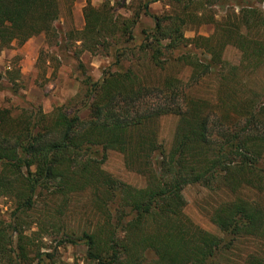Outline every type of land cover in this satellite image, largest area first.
Returning <instances> with one entry per match:
<instances>
[{
	"label": "trees",
	"instance_id": "trees-1",
	"mask_svg": "<svg viewBox=\"0 0 264 264\" xmlns=\"http://www.w3.org/2000/svg\"><path fill=\"white\" fill-rule=\"evenodd\" d=\"M156 1L139 0L138 10L123 18L109 2L94 7L87 0L78 39L90 52L114 48L117 68L98 80L84 75L70 98L78 107L56 106L49 115L35 105L18 114L0 107V195L16 197L22 214L43 193L64 208L86 191L100 215L97 224L68 232L60 222L58 229L61 244L81 240L92 264H215L242 242L253 249L239 264H264V96L247 76L264 66L263 0H166L170 10L152 14L149 4ZM60 13V0H0V47L40 33L54 41ZM141 15L153 26L130 46ZM187 24L213 30L187 38ZM226 45L239 50L236 64L222 58ZM127 53L135 66L124 68ZM180 64L188 69L184 84L170 73L148 79L149 68L162 72ZM209 76L225 87L218 100L191 91ZM164 114L179 116L168 151L157 141ZM108 149L145 174L144 187L102 168ZM193 183L229 193L209 216L222 236L183 212V189ZM9 227L0 221V264H47L50 255L37 251L30 259L26 236Z\"/></svg>",
	"mask_w": 264,
	"mask_h": 264
},
{
	"label": "rangeland",
	"instance_id": "rangeland-1",
	"mask_svg": "<svg viewBox=\"0 0 264 264\" xmlns=\"http://www.w3.org/2000/svg\"><path fill=\"white\" fill-rule=\"evenodd\" d=\"M106 1L109 2L111 10L123 18L130 17L140 6L139 0H90V3L98 7ZM86 4L87 0H60L61 13L55 21L58 36L54 41L47 40L40 33L22 44L12 43L0 47V107L8 108L13 114L32 108V105L40 107L47 115L60 105L72 111L71 109L78 106L70 103V98L79 91L84 75L98 80L105 69L117 68L114 65V48L109 50L100 47L97 52H90L78 39L84 26L83 9ZM258 6L264 10V0ZM149 9L152 14H162L169 11L170 6L166 4V0H160L149 4ZM215 12L217 18L222 14L218 6L215 7ZM151 19L149 16H140L131 30L134 38L128 45L135 46L140 42L142 29L153 26ZM212 30L210 24H187L184 34L187 38L208 36ZM222 58L228 63L236 64L240 59V52L236 47L226 45ZM122 64L124 68L135 66L130 61L129 53L122 57ZM146 71L150 82L161 79L165 73L181 78L183 84L188 77V69L182 64L171 66L162 72L152 68ZM247 76L253 78L258 93L264 96V66ZM224 88L217 79L209 76L193 86L191 91L195 95L218 100L225 94ZM86 113L83 111L81 115ZM178 120L179 116L175 114H164L159 118L157 141L165 151L169 150L173 142ZM155 156H159L158 153ZM102 168L116 179L134 187H144L147 181L145 174L126 166L123 154L117 150H106ZM183 195L186 202L183 212L186 216L200 227L222 236L209 216L219 201L230 197L229 193L223 189L210 190L193 183L184 187ZM36 200L33 208H27L25 213L18 214V199L10 195H0V221L11 225L8 229L14 227L22 230L26 236L22 243L26 246L30 259L39 251L51 256V259H45L47 264H92L87 260L86 246L81 240L77 244H61L62 229H58L60 222L68 232H80L90 223L97 224L100 215H96L87 192L75 194L64 208L61 199H54L46 193L38 196ZM10 232L14 235L13 247L16 248L17 235L13 230ZM252 249L251 242L239 243L232 251L218 255L215 264H239L241 258Z\"/></svg>",
	"mask_w": 264,
	"mask_h": 264
}]
</instances>
